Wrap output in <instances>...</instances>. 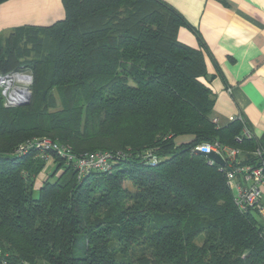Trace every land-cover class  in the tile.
Wrapping results in <instances>:
<instances>
[{
  "label": "trees",
  "instance_id": "1",
  "mask_svg": "<svg viewBox=\"0 0 264 264\" xmlns=\"http://www.w3.org/2000/svg\"><path fill=\"white\" fill-rule=\"evenodd\" d=\"M60 1V19L0 33V74L32 75L25 104L6 106L0 88V264H264V224L194 147H237L263 172L264 154L235 141L238 119L213 122L182 14L164 0ZM42 138L108 152L111 167L18 151Z\"/></svg>",
  "mask_w": 264,
  "mask_h": 264
},
{
  "label": "crops",
  "instance_id": "2",
  "mask_svg": "<svg viewBox=\"0 0 264 264\" xmlns=\"http://www.w3.org/2000/svg\"><path fill=\"white\" fill-rule=\"evenodd\" d=\"M164 1L189 25L179 28L178 40L204 51L208 76L202 80L214 97L212 116L220 123L241 116L264 145V0ZM61 17L60 0H8L0 4V33ZM262 193L264 203V186Z\"/></svg>",
  "mask_w": 264,
  "mask_h": 264
},
{
  "label": "built area",
  "instance_id": "3",
  "mask_svg": "<svg viewBox=\"0 0 264 264\" xmlns=\"http://www.w3.org/2000/svg\"><path fill=\"white\" fill-rule=\"evenodd\" d=\"M23 75L27 74L21 72L0 74V88L5 97V105H12L11 103L15 102L11 94L15 88H22L26 90V92L28 91V87L22 84H30L32 77L27 75L28 82H24L19 79V77ZM14 83H19L22 87L14 85ZM10 87H12V89L7 91ZM237 119L241 122L242 128L240 134L235 137V141L239 143L243 138H252L253 134L243 118L238 116ZM213 122L219 123L214 117ZM31 147L43 151H49L51 149L56 151L60 156L66 159V161L72 162L75 167L79 169L80 173L89 169L108 170L111 167L109 163L111 154L105 151H95L80 157H75L69 147L53 142L47 138L27 140L19 146L18 151L25 152ZM194 151H212L220 155L225 161V164L219 166L221 169L225 170L226 181L233 193V202L235 206L241 212L253 211L264 224V203L262 202V187L264 186L263 167L261 165L240 164V149L234 146L220 144L217 141L199 143L194 147ZM252 154L254 156L264 154V145H258L254 151H252ZM209 162L214 161L209 159ZM150 163L153 165L155 161L152 159ZM237 176H241V179L238 180ZM262 234L264 240V230ZM3 264H5V262H3Z\"/></svg>",
  "mask_w": 264,
  "mask_h": 264
},
{
  "label": "water",
  "instance_id": "4",
  "mask_svg": "<svg viewBox=\"0 0 264 264\" xmlns=\"http://www.w3.org/2000/svg\"><path fill=\"white\" fill-rule=\"evenodd\" d=\"M30 98V90L28 89V91L26 92V95L24 98H21L19 100H15L14 103H11L12 105H21V104H25L28 102ZM6 106H11V105H6ZM197 153L203 154L205 157H207L208 159L214 161L215 163H217L220 166H223L225 164V161L220 157L219 154L214 153L212 151L210 152H202V151H196Z\"/></svg>",
  "mask_w": 264,
  "mask_h": 264
},
{
  "label": "rangeland",
  "instance_id": "5",
  "mask_svg": "<svg viewBox=\"0 0 264 264\" xmlns=\"http://www.w3.org/2000/svg\"><path fill=\"white\" fill-rule=\"evenodd\" d=\"M50 3L51 4H53V0H50ZM51 22H53V21H51ZM50 22V23H51ZM46 24H49V23H46ZM10 29V28H9ZM9 30H5L3 33L4 34H6L7 32H8ZM21 73H24V74H27V75H30L31 77H32V75H31V73H30V71L29 70H23V71H21ZM31 81H32V78H31ZM31 83V82H30ZM14 85H18V86H21V84H19V83H14ZM22 85H25V87H28V89H29V85L30 84H22ZM12 87H13V85H12ZM12 87H10V88H8V90L7 91H10L11 89H12ZM22 87V86H21ZM2 90V89H1ZM20 90V89H19ZM17 94H18V92H16ZM24 92L22 91L19 95H21L22 97H18V100L19 99H21V98H24V94H23ZM16 100V99H15ZM6 102V101H5ZM48 160H50V159H48ZM52 167H53V163H50V165H48V166H46L45 168H44V173H47V174H49L51 171H52ZM45 176V175H44ZM43 175H41L40 177H44ZM135 253L137 254L138 253V250L136 249L135 250Z\"/></svg>",
  "mask_w": 264,
  "mask_h": 264
},
{
  "label": "bare ground",
  "instance_id": "6",
  "mask_svg": "<svg viewBox=\"0 0 264 264\" xmlns=\"http://www.w3.org/2000/svg\"><path fill=\"white\" fill-rule=\"evenodd\" d=\"M19 79L22 80V81H24V82H28V76H27V75H23V76L19 77ZM19 89H20V90H19ZM22 91L24 92L23 94H24V97H25V95H26V90H24V89H22V88H15V89L13 90V92L11 93V94H12V97H14V99L18 100V97H19V98L22 97V96H21L22 94L19 95ZM16 92H18V94H17Z\"/></svg>",
  "mask_w": 264,
  "mask_h": 264
}]
</instances>
